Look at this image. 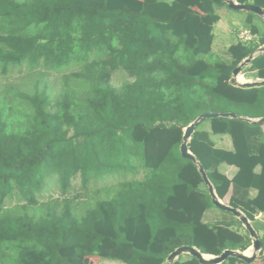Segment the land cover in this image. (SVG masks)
<instances>
[{
  "label": "trees",
  "instance_id": "16d2710c",
  "mask_svg": "<svg viewBox=\"0 0 264 264\" xmlns=\"http://www.w3.org/2000/svg\"><path fill=\"white\" fill-rule=\"evenodd\" d=\"M196 1L205 16L175 1L0 0L3 71L7 64L43 62L59 69L80 61L91 75L88 88L72 93L63 84L54 99L46 85L32 93L0 91V264H84L93 255L122 264H167L169 253L184 245L207 255L251 245L247 234L231 228L242 226L235 217L213 225L198 220L195 199L207 209L211 198L189 188L203 180L179 146L183 129L201 113L264 117V84L241 87L249 91V102L223 88L258 45L237 41L225 58L213 56L215 37L203 25L216 23L214 8L226 3ZM236 1L264 9V0ZM254 16L249 12L244 24L257 35ZM119 69L130 79L116 86L111 77ZM247 70L264 80V53L242 74ZM228 102L237 110L206 109ZM203 121L211 133L229 134L234 150L215 148L200 128ZM203 121L189 150L217 196L223 199L231 186L227 204L253 222L264 213V123L231 117ZM134 160L142 179L102 188L104 196L82 214L69 198L37 199L53 176L65 194L77 174L85 185L93 177L135 170ZM222 162L238 168L231 180L218 172ZM257 164L262 170L256 176ZM250 188L257 191L253 198ZM13 198L15 204L1 206ZM185 255L172 264H201ZM231 258L237 259L226 261Z\"/></svg>",
  "mask_w": 264,
  "mask_h": 264
},
{
  "label": "rangeland",
  "instance_id": "374dc122",
  "mask_svg": "<svg viewBox=\"0 0 264 264\" xmlns=\"http://www.w3.org/2000/svg\"><path fill=\"white\" fill-rule=\"evenodd\" d=\"M221 8L223 12V7ZM224 8L226 9V12L229 14V16L232 15L240 16L237 11L228 8L226 5H224ZM243 28H244V24H239V25L233 24L231 25L230 34L223 32V34H226L228 36L224 37V41H221V43H219V47L217 46L215 47L214 52L216 53L215 54L216 58H225L226 45L234 40L237 41L240 40L239 36L237 35L240 32V29L242 30ZM263 31L264 28L260 27L261 35L263 34ZM216 32H218V30ZM242 32L243 31H241V33ZM253 39L254 40L252 41H255L258 39V37L256 36ZM226 58L228 59L229 56L226 55ZM205 60H207L210 63L214 61L210 59L209 55L205 56ZM221 60L226 61V59H221ZM129 79L130 78L127 72L123 69H119L113 72L111 77V82L113 85L121 86L123 82ZM89 81H91V75L85 69L84 63L80 61H77L75 64L72 63L68 67L59 68V69L50 68L45 64H43V62H40L37 67L30 66L27 62H23L20 65L7 64V66L5 67V71H3L0 66V91H5L8 89L12 94H13V90H17L20 92H31V93L34 90L41 91L42 87L46 85L48 86L47 92L50 98L54 99V96L56 95L58 90L63 87V84H65L64 86L69 87L72 93H76L78 91L77 90L78 87L88 88ZM213 100H214L213 103L217 104V101L215 99ZM206 109L223 111V110H237V107L235 106L234 103L228 102V104L224 106L216 105L214 107L212 106ZM200 110H204V108H201ZM204 123H206V121H203L201 125ZM133 163L136 164L135 170L126 169V171H120L118 173L93 177L90 178V180L85 185L81 183L80 177L77 174L72 178L71 187L65 194L61 193L56 177L53 176L49 180H47L46 187L37 194V199L39 202L48 201L51 199H57L58 201L61 202L63 198H69L72 201V206L74 208V211L77 214H82L83 212H85L87 208L92 206L98 198H102L104 196L103 193L100 192L102 188L114 185L124 179L125 180L142 179L144 174L141 167L138 166L139 164L137 161L134 160ZM189 188L196 190L195 193L199 196L208 192L205 184L202 183L199 178H197L196 182L194 183L191 182L189 184ZM16 202L17 200L13 198L12 200H6L4 203H2L1 206L2 207L10 206L15 204ZM201 206L202 204L200 203V201L198 199H195V202L193 203L194 211H196L197 208L202 209ZM211 206L213 207L214 205ZM216 209L222 211L218 208ZM222 212L226 213L227 217L226 218L220 217L216 219H218V221L225 223L227 222L228 217L232 216L233 214H230V212L228 213L226 211H222ZM213 224L214 223H211V225ZM253 224L255 225V227H257L255 223ZM261 240L264 242L263 237L261 238ZM183 256L184 258L187 257L185 255ZM257 261H259V259ZM84 264H115V262L100 260L97 256L93 255L86 257V262Z\"/></svg>",
  "mask_w": 264,
  "mask_h": 264
},
{
  "label": "crops",
  "instance_id": "0c3cea01",
  "mask_svg": "<svg viewBox=\"0 0 264 264\" xmlns=\"http://www.w3.org/2000/svg\"><path fill=\"white\" fill-rule=\"evenodd\" d=\"M139 1H143V0H139ZM159 1H167V2L175 1V2L184 3L185 5L190 7L194 12H197V14L200 17L205 16V12L203 11V9L201 7L200 2H198L196 0H159ZM221 7H223V12H222V8ZM214 9H215L217 15L219 16V20L216 23L212 24V25L204 24L203 27L204 28H210L211 33L215 37L213 45H212V55L215 56V54H216L214 52L215 51V47L216 46L219 47V43H221V41H224V37L228 36L226 34H223V32H226V33L230 34L231 25H233V24H238V25L239 24H244L246 16H247V14L249 12L246 13V12L238 11V14L240 16H235V15L229 16V14L226 12V9L224 8V5L216 6ZM253 23L258 28L259 32H258L257 35L251 34V32L245 26V24H244V28L242 30L240 29V32L241 31H248L250 33V37L247 40H245V41L253 43L254 45H258V48H259V47L264 45V44L260 45V39L264 37V31H263L262 35L260 34V27L264 28V21H263V19L261 17L255 15L253 17ZM215 30L216 31L218 30V32H216ZM239 33H238L237 36H239ZM256 36L258 37V39L255 40V41H252V40H254L253 38L256 37ZM238 41H242L243 42L244 40L240 39ZM236 42H237V40L229 42L226 45V49L229 47L230 44L236 43ZM257 54H259V53H254L253 58ZM205 56H207V55H205ZM247 65H248V63L244 67H246ZM244 67H243V69H244ZM254 73H255L254 71L247 70V71H245V73L241 74L243 79H244L243 82H245V81L253 82V81H257V80H262L260 78H256L254 76ZM223 88L226 91H229V92L233 93L235 95V99L236 100L248 101V102L250 101V99L248 97V92L249 91L246 88H241V87L235 86L230 81L225 82L224 85H223ZM249 119L256 120V119H259V118H249ZM200 128L209 132V139L211 140V142L213 143L215 148L222 149V150H225V151H233L234 150L233 143H232V138H231V136L229 134H213V133H211L209 131V123L208 122L200 125ZM262 129H263V132H264V124L262 125ZM263 141H264V138H263ZM217 170H218V172L220 174L225 176L227 179L231 180L236 175V173L238 171V168L236 166H234V165H229V164H227L225 162H222V163H220L217 166ZM261 170H262L261 164H257L253 168L254 175H256V176L259 175ZM248 191H249V197L250 198H253L256 195V193H257V191L254 188H250ZM231 193H232V187L230 186L227 194L224 196L223 199H220V200H222L225 203H228V201L230 199V196H231ZM205 194H202L201 196L204 197ZM201 207H202V209L197 208V210L195 211V212H197L196 216H197L198 220H200V222L204 221V222H206L208 224L210 223V225H211V223L216 224V223H220L221 222V221H218V219H216V218H220V217L226 218L227 217L226 213L222 212L224 210L219 211V210L216 209L217 207H215V206L212 207L210 205V203H209L207 209L204 207V205H202ZM230 214H232V213H230ZM233 217H235V216L232 215V216L228 217L227 222H228V220H232ZM253 223H255L257 225V227H255V225ZM251 224L253 225V227L257 231L259 237H261V238L263 237L264 238V213H259V214L255 215L254 221L253 222L251 221ZM231 228H233L234 230H238L241 234H247L249 236V234L245 230V228L243 226H240L238 223H235L233 226H231ZM257 260L254 261V262H251V263H243L242 261H239L237 259H232L231 258V259L227 260L225 264H263V262H259ZM115 264H122V263L115 262Z\"/></svg>",
  "mask_w": 264,
  "mask_h": 264
},
{
  "label": "water",
  "instance_id": "95a60500",
  "mask_svg": "<svg viewBox=\"0 0 264 264\" xmlns=\"http://www.w3.org/2000/svg\"><path fill=\"white\" fill-rule=\"evenodd\" d=\"M227 7L234 10V11H242V12H252L255 15L264 19V9L256 6L251 3H238L235 0H223ZM254 53H264V45L257 48L253 53H251L247 58H245L233 71L230 78V82L238 87H251L257 86L260 84H264V80H257V81H239L238 77L242 74L243 67L251 61L253 58ZM216 117H231V118H242L250 123H264V117L252 120L249 118H243L239 115H236L233 112H204L199 114L192 122H190L184 129L182 135V142L179 146L180 155L183 158L191 160L195 163L198 167V172L200 173L203 183L205 184L208 194L211 198L212 204L224 211L232 213L242 224L245 230L248 232L249 237L251 238V253L250 255H246L244 251L240 250H233V249H225L219 255H207L201 253L197 248L190 247V246H180L175 248L166 258L167 264H172L175 260L178 259L181 255H190L195 257L199 263L201 264H221L222 262L226 261L229 257H234L240 259L246 263L254 262L258 259L257 253L262 247V241L251 224V221L246 217V215L241 212L240 210L229 206L227 203L220 200L217 196L215 189L209 180L207 172L203 168V166L197 161L196 157L191 153L188 147L189 140L191 138L192 133L194 132L197 125L207 119L216 118Z\"/></svg>",
  "mask_w": 264,
  "mask_h": 264
},
{
  "label": "built area",
  "instance_id": "2783aa9c",
  "mask_svg": "<svg viewBox=\"0 0 264 264\" xmlns=\"http://www.w3.org/2000/svg\"><path fill=\"white\" fill-rule=\"evenodd\" d=\"M250 37V33L248 31H243L239 33V38L241 40H247ZM258 259L264 260V242H262V247L257 253Z\"/></svg>",
  "mask_w": 264,
  "mask_h": 264
},
{
  "label": "bare ground",
  "instance_id": "6f19581e",
  "mask_svg": "<svg viewBox=\"0 0 264 264\" xmlns=\"http://www.w3.org/2000/svg\"><path fill=\"white\" fill-rule=\"evenodd\" d=\"M238 79H239V81H244L242 75H239ZM250 249H251V248L249 247L247 250L244 251V253H245L246 255H249L250 252H251Z\"/></svg>",
  "mask_w": 264,
  "mask_h": 264
},
{
  "label": "clouds",
  "instance_id": "9594fccd",
  "mask_svg": "<svg viewBox=\"0 0 264 264\" xmlns=\"http://www.w3.org/2000/svg\"><path fill=\"white\" fill-rule=\"evenodd\" d=\"M243 42H245V40Z\"/></svg>",
  "mask_w": 264,
  "mask_h": 264
}]
</instances>
